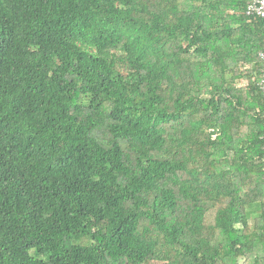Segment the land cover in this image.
Returning a JSON list of instances; mask_svg holds the SVG:
<instances>
[{
  "label": "trees",
  "instance_id": "obj_1",
  "mask_svg": "<svg viewBox=\"0 0 264 264\" xmlns=\"http://www.w3.org/2000/svg\"><path fill=\"white\" fill-rule=\"evenodd\" d=\"M250 1L0 0V264H264Z\"/></svg>",
  "mask_w": 264,
  "mask_h": 264
},
{
  "label": "built area",
  "instance_id": "obj_2",
  "mask_svg": "<svg viewBox=\"0 0 264 264\" xmlns=\"http://www.w3.org/2000/svg\"><path fill=\"white\" fill-rule=\"evenodd\" d=\"M245 10L247 15H257L264 19V0H251L250 2L247 3ZM259 57L264 62V47L259 52ZM259 86L262 93L264 94V72L262 73V77L259 80ZM261 138L263 140V149H264V134L262 135Z\"/></svg>",
  "mask_w": 264,
  "mask_h": 264
}]
</instances>
